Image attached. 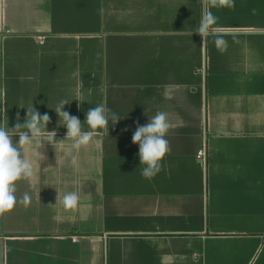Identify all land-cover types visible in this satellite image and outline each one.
<instances>
[{"label": "crops", "instance_id": "crops-1", "mask_svg": "<svg viewBox=\"0 0 264 264\" xmlns=\"http://www.w3.org/2000/svg\"><path fill=\"white\" fill-rule=\"evenodd\" d=\"M206 11L223 53L193 33ZM62 98L82 123L100 103L121 120L76 165L71 141L40 162L25 147L31 202L0 216V264H264V0H0L5 122L33 104L61 140ZM157 111L171 151L148 180L131 137Z\"/></svg>", "mask_w": 264, "mask_h": 264}, {"label": "clouds", "instance_id": "clouds-1", "mask_svg": "<svg viewBox=\"0 0 264 264\" xmlns=\"http://www.w3.org/2000/svg\"><path fill=\"white\" fill-rule=\"evenodd\" d=\"M201 3L212 7L234 8V0H201ZM216 21L217 17L210 11H206L193 33L202 37L203 44L209 37H212L217 50L223 53L227 50V41L215 35L216 30L213 25ZM78 74L79 70L73 73V75ZM70 103L62 98L52 109L59 118L58 127L66 129L65 138L61 140L56 139V130L50 131L47 128L51 123L50 115L47 112L41 114L33 107V104L30 107H20L26 108L24 121L21 123L20 116L17 115L16 123L11 128L8 126V119L6 122L4 120L7 108L0 107V117H2L0 120V216L11 212L18 202L25 205L31 202V195L28 192H25L19 200L17 197V182L29 180L35 174L33 163L24 155L26 146L34 149L35 158L40 162L46 159V153L41 151L45 145H51L54 149L58 144L71 141L64 154L70 158L72 165H76V154L81 149L87 148L95 137L102 133L108 135L109 121L115 126L121 120L117 113L112 112L104 103H100L88 109L82 123L78 116L65 110V106ZM148 117L147 123L143 125L136 123L131 142L138 145L139 162L140 166H143L141 176L151 180L160 173L163 167L162 161L171 151L170 142L166 139L171 124L168 114L164 111H157ZM14 137H18V140H14ZM78 202L79 195L74 191L66 193L63 197V206L66 210L76 209Z\"/></svg>", "mask_w": 264, "mask_h": 264}, {"label": "built area", "instance_id": "built-area-1", "mask_svg": "<svg viewBox=\"0 0 264 264\" xmlns=\"http://www.w3.org/2000/svg\"><path fill=\"white\" fill-rule=\"evenodd\" d=\"M206 158H207L206 149L203 147L197 153V160L199 163L205 164ZM76 240H77L76 238L72 239L73 242H76Z\"/></svg>", "mask_w": 264, "mask_h": 264}]
</instances>
